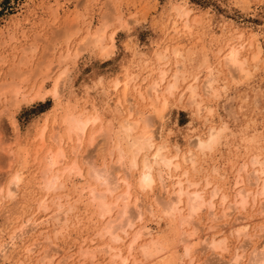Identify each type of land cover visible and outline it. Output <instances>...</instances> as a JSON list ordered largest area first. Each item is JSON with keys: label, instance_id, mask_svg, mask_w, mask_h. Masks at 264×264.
<instances>
[{"label": "rangeland", "instance_id": "obj_1", "mask_svg": "<svg viewBox=\"0 0 264 264\" xmlns=\"http://www.w3.org/2000/svg\"><path fill=\"white\" fill-rule=\"evenodd\" d=\"M28 1L29 0H13L12 2H9L8 0H2L0 2L1 29H4L6 24V28L9 29V20L12 18H18L20 19L19 22H22L21 28L18 27L16 30H14V32L11 33L12 36L9 37V35H11L10 29L9 33L7 30V33L3 34L4 36L0 38V43H3L2 45L0 44V184L2 183V185H0V187L2 188H0V191H2L0 192V194L2 195V197H0V244H2L4 240L7 239L8 233L11 232L14 228L19 226L20 224L27 223L25 222V220L27 221V219L33 218V220H38L39 223L32 231L24 235V237L18 241L19 243L17 242L18 247L16 248V250H8L11 252L7 251L8 254L5 253L6 255L3 256V258H0V264H25V262L26 264H39V262L41 261L40 258L41 256H43L42 254H44L43 249L46 250L50 248L51 250H53L54 245L55 249L53 250L52 254H54V252L57 254H55L56 257L51 262V264H56L58 261H60V259H64V256L69 257L67 260H65V262H63L64 264H81V260L82 264H92L89 263V259H84L81 256V253L84 249L86 250L87 248L91 250L89 246L91 247L93 245L91 247L93 248L94 243H101V240L97 238V236H94L96 235V229H98V226H100L98 221L99 219H97V214L95 216V214L92 212L93 207H91L87 203L88 199L85 195L86 193L82 195L84 199L81 196V203L80 201H78L77 197V194L79 193V187L82 188L84 187V185H87V183L89 184L90 182V180H88L87 178V174L81 177L82 179L80 177L77 178V176L75 175H72L73 177L70 176L72 180H75H73L75 185L72 183V180L70 178L66 183L67 189H65V192L70 194V201L73 202L72 198L77 195L74 198L76 203L73 202L75 207H77L75 208L74 212L70 214L72 216L69 224L71 225V223L73 222L72 225L70 226L68 224L69 226L63 230V233L55 237L56 239L52 237L53 225L51 226L50 223H48V225L47 223L45 224V222H48L47 220H49V215L52 213L51 210L54 209V206L44 212L36 209V206H38L36 205V202L39 204L38 200L41 199L43 195L41 187L42 184L40 185L41 188H39L38 185V183H42V175H40L42 174V167H44V164H42L44 163L42 157L44 156L47 148L55 146L52 140H50V138H48L47 136H49L48 134H50L51 131H54L56 129L63 131L64 123H62V121L60 120L61 118H64L67 112L71 111L72 113H80L81 109L83 110L85 107L86 110L83 111L89 114L93 112L92 104L95 103L97 106L100 105L99 101L101 97L103 98V96H105L106 94L101 92L100 88L95 86V84L92 82L94 76L96 75H103L105 77L103 83L105 85L104 87H106V85L107 87L109 86L108 98L106 97L108 103L106 102L105 107L104 105H102L100 109H110L111 106V109L114 110L113 113H115V115L113 114L110 117H108L110 115L109 113H105L104 118L101 121L102 126H106V123L109 120L108 118H110L111 120L115 118V121L113 120L112 122L114 123L113 131H116L117 126L115 122H118V120H121L125 118V116H127L124 112L125 108L116 104V101L122 96L121 88L122 82L123 80H125L123 76V74L125 73V78L127 75H137V77L133 76V82L131 80L128 83L126 92L127 102L129 104L132 103V105L134 104L135 106V114L133 117H135V115L137 117L136 112H140V110L143 112V114L147 115L149 113V106L147 105L148 100L145 99L141 101L140 99H138L139 97H136L137 94L136 91H134V85L135 83H137L141 86L142 90H144V87H147L148 83H150V80L158 79V69L168 68V66H163L159 62H156L157 60L153 56L155 55V53L153 52H157L158 50L162 53V50L166 45L168 46L167 53L170 54L169 56L171 59V63L169 64H172L174 62L172 52H169V50L173 48L171 46H174V48L178 46L177 48L180 49L184 54L183 59L180 57L177 59V61L178 63L180 62L179 64L180 66H182L180 67V69L190 76L189 78L187 77L186 80H184V82L180 86V91H184V86H186L193 75L197 74L200 76V79H203L207 67L215 66L219 69V71L221 70L219 74V79L221 81L219 80V83L216 84V86L218 87V97L215 96L213 98L204 96L206 101H208L209 105H211L213 108L212 115L209 116V121L204 123V120L202 118H199L195 114L194 107H190L189 105H187L188 103L186 102L185 98H183V100L181 101H177V97L171 99V103L169 104L168 108L165 109L166 112H164L163 114L164 118H162L161 120V135L159 139L164 140L169 145L170 149H174V144L180 145L181 148L187 147L188 141H190V139H193L192 134L201 132V134L203 135L206 132V127H208L209 125L219 126L221 124H226L225 127L229 128H227L226 131L223 132L220 142L215 146V150L213 149L214 151H212L211 153H207V155L198 154L196 171L199 170V172H192L191 168L190 170L189 168H187V166H184L183 169L188 170V176L190 175V179L192 181H200L199 187L201 188V186L203 185V177L205 176L204 174H206L205 177H207L213 184H216V181L220 182H217V184L223 187V191L228 193V196H232L234 192L232 183L235 180L234 176L236 174V171L238 170V166L240 167L242 163L247 162V159L255 154H259L261 158H264V0H41V2L40 0H34L35 3L39 4V6L37 4L36 6L35 4L32 6V8L35 6L34 10L32 9V13L34 12V14L31 13V15L26 19L28 21H26L22 17L26 14V7L24 6V4ZM183 2L186 3V5L191 9L188 17V23L191 25L190 30H185L184 28H182L183 21H181V19L179 20L177 16L175 17V13L173 9H171L173 8V5H178V3L180 4ZM169 8L171 10H169ZM118 14L121 15L120 20L122 19V22L127 27H124L122 25V22L120 23V21L118 20ZM107 15H111V17L109 18ZM171 18L172 22L170 21ZM195 18L197 22H194L193 19ZM80 22H82V25L80 24ZM102 22H107L106 24L107 26H109L105 29V36H109L107 35V33L115 35L113 52L109 56H103L102 58L99 56L100 54L98 55V53H100L97 51L98 49H95L93 51V54L89 52V55L87 54V50L85 49V52H80L82 54L74 63L72 61V58L68 57L71 55V50L74 49V45L76 47L77 44L80 43V41L78 40H81L83 35L85 36V34H87V30L85 29L89 28L88 32H91L93 28L95 29ZM117 22L122 25V28H120V25ZM177 25V29H179L180 31L178 30L176 32L174 29ZM172 26L174 27L173 29ZM80 28L81 30H79ZM83 29L86 31V33ZM68 30L73 34V36H71L70 38V33L68 34L65 32ZM74 32L76 34H74ZM6 34H9L8 37L10 41H5L4 43L3 38L5 40H9L7 39L8 37ZM81 34H83L82 37ZM12 37H14V40H11ZM227 40L228 42H226ZM238 43H243L240 57H246V66L249 69L251 76L241 77L239 76V73H235L236 76L234 74L233 77H230L232 79L231 80L227 75L225 66H223L222 56L227 51L228 46H231L232 44L238 46ZM65 44H67V46H65ZM258 48L259 52L257 50ZM64 49L65 51L66 49L67 51L68 49L70 50L65 54L68 55V53L70 52V55H68L67 58L64 59L65 63L63 62V56H60V54L64 55ZM218 50L219 52H217ZM254 52L259 55L257 56L258 58L255 60V62H252V54ZM250 56L252 59L251 61ZM142 60H146L145 65ZM67 63L68 65H66ZM64 66H66V68L68 67V69L72 71V76L71 80H68L65 89V94L68 97L66 96V99L64 98L62 102H59V106L58 104L56 105L57 99L51 92H49V90L52 89V81L55 79L56 75H58L57 73H59L60 70L64 68ZM46 67H48L47 75L44 74ZM170 68V70H173L172 66ZM10 73L11 75H9ZM224 73L226 74L225 76H223ZM114 77H118L120 86L118 85L117 89H114V91H112V80L115 79ZM143 77H145V79ZM115 80H117V78ZM41 81H43V87L42 89L40 88L39 91H42L43 93V91L47 89V92H44L46 93V95H42L44 98L43 100L41 99L42 97L39 94L41 92H38L40 99H36L39 98V96L37 95V97L34 96V99L30 96L26 97V99L22 98L18 94L17 103L15 104V106L12 104L10 98L11 94L10 92L8 93V90L10 89L9 91H12L14 85V88L18 86V88L21 89V95L22 92H28L27 90H30L32 88L34 92V90L41 84ZM92 84H94V86ZM90 88H92V90ZM4 89H6L7 91H5ZM48 92L51 93L52 96ZM69 94L71 96H69ZM68 100H70L69 103ZM184 102H186L187 106ZM66 108L70 109L66 110ZM60 123H62L63 125ZM54 124L58 126H53L55 129L52 127V125ZM98 125L99 124L95 125L93 129H96ZM42 130L44 131V137L42 138L43 140L40 139V135L43 132ZM102 138L103 137H101V134L99 135V137L97 136L93 146L91 148L88 147L89 149H87L86 147V150L88 151H84L85 144H81L82 146L79 145L81 148L78 147L77 151L80 150V153L86 152L87 154L85 153L83 155H90L89 157H91V159L96 158L94 161L95 165L97 164L96 168L100 167V169H103V167L106 166L108 167V171H113V169L110 168L117 169L118 166L117 163H115V153L113 152L110 154V151L107 150L110 146L111 148L115 146L117 141L112 140L110 144H108L109 147L106 146V148L103 145L107 144L102 143V141L104 142V139L102 140ZM71 145L75 146L74 141H70L69 143L64 144L67 157V160L64 159L65 162L69 161L70 158L72 159L73 157L72 148L74 147H72ZM69 147H71V150L69 149ZM37 149L39 152L36 151ZM73 152L76 153V151ZM32 157L35 159L33 160ZM36 157H38V159ZM109 159L112 161L114 159L115 160L114 162L110 161V163L108 161ZM40 168L42 169L40 170ZM213 168H216L219 172H225V178H219L220 176L218 177V175H215L212 170ZM19 169H21L20 173L22 174V176L24 173V176L18 184V188L14 193V197H3L6 196V193L4 194V187H6L5 184L8 182L7 179H9L11 174L13 175V173H15V170L19 172ZM250 169V165H247L248 173ZM82 171L85 172L86 169H83ZM115 171H113V173L111 172L112 174L110 173L109 177L113 178L116 174ZM246 173H243V175H246ZM86 178L88 181H86ZM38 179L40 182L38 181ZM131 181L134 182L135 177H132ZM22 183L24 186L20 185ZM245 183L244 186L246 187ZM166 184V186H160V184L158 183L155 184L153 190L147 194L135 188L134 193L137 197L140 196L138 197V199L139 201H141L139 202L137 200L136 207H138V209H141L144 204L146 205L152 202L151 199L154 198L156 194V200L157 196H161L160 198L164 200L167 199L170 196V194H168L170 193L168 191L170 189V184L169 182H167ZM75 186L78 191L74 188ZM247 188L253 187L248 186ZM73 190L74 192H72ZM31 191L33 193H31ZM53 193H57V196L61 194V190H55ZM162 199L159 200L158 197L159 201H161ZM84 202L87 204V206ZM263 203L259 206L257 204V207L254 206L253 208L249 203L246 209H237L232 212L229 218L218 219L213 223L215 225H220L223 222L225 224V221H227L231 224L236 216H249L252 217L250 218L251 228L249 234H252V232L258 233L262 229L261 226H263L264 229V225H261L264 223V217L262 214L261 216H259L260 214H258L259 212L257 211L259 207L264 211ZM222 209L223 208L220 206L216 207L218 215L221 214L220 211L222 212ZM255 211H257L258 213H254ZM207 212L208 210L203 209L202 213H200L204 220L211 219L207 215ZM74 213L79 217H75V219H73ZM88 213H91V215L89 214L90 217L88 216ZM149 215L148 212H146L143 217L146 220H143L147 225L149 224L148 227L150 230H152L153 235L155 237L164 236L169 225L168 222L165 219H157V215L155 217L150 213ZM92 216L95 217L93 218ZM233 216L235 217L233 218ZM88 217L91 219L89 220ZM80 219L81 221H83L84 219L86 220L80 223ZM91 220H94L93 222H95L96 224H94ZM84 222L87 225H85ZM138 223L136 225H139ZM219 225L217 226V228H215V232H218L220 230L221 227L219 228ZM255 225H257V227ZM91 226L94 227L92 228V230H90ZM191 226L198 227L195 237L196 239H193L192 245V251L196 252H194V255H201L200 257L198 256L196 263L205 264V260L207 257V259H209V261H206L207 264H212L213 262L214 264L218 263L216 262L218 260H221L219 261V264H226V261L228 262L227 264H229V261L231 264L233 260H230L229 258L234 252V249L236 248L235 246L239 245V248L242 249L241 251H243L244 248L245 250L241 254V251H239L240 249H238V253L240 252L239 255H241V257H239L238 259L242 260H238L239 262L237 263H248L247 260H249L250 258V252L254 248L253 246H255L256 244L247 246L246 244L249 242L245 241L246 238L239 239V241H235V239H232L230 241V246L228 249L229 251L221 254L222 256H213V252L214 255L217 254L215 253L216 251L213 250H208L202 254L201 247L204 246V242H202L201 237L198 236L202 234L204 230L203 228H201V226L199 227V225H195V223L193 225L191 224ZM254 226L256 228L252 230ZM92 231L95 232L92 233ZM227 231L228 230L225 229L222 235H227ZM178 232L179 231L176 230V233ZM91 234L93 235V237L91 236ZM46 236L48 239L46 238L45 240L44 237ZM90 236L92 237V239ZM89 238L91 239L90 242H88ZM47 240L50 241V243L47 242ZM53 240L55 241L53 242ZM51 242H53L52 244H55L52 245ZM254 242H258V248L262 247L263 242H261L258 237H256ZM33 243H40L39 245H37L33 252L28 253V251L25 252L24 250H22L31 246ZM241 243L246 245L247 248L242 247L243 244ZM49 245L53 248H51ZM86 245L88 246L86 247ZM37 258L40 261H38ZM210 258L212 259L210 260ZM213 258L216 260L214 261ZM95 260L94 263H106L107 257L97 255ZM40 263L42 264V262ZM161 264L177 263L171 258L166 259Z\"/></svg>", "mask_w": 264, "mask_h": 264}, {"label": "bare ground", "instance_id": "obj_2", "mask_svg": "<svg viewBox=\"0 0 264 264\" xmlns=\"http://www.w3.org/2000/svg\"><path fill=\"white\" fill-rule=\"evenodd\" d=\"M40 2H41V0H40ZM34 4H35V6H36V4L39 6V4L35 3L34 0H29L28 2H26L24 4V6L26 7V14H25V16L22 17L23 19L26 20L31 15V13L35 7L34 6L32 8V6ZM171 9H173V11L175 13V17L177 16V18H179V20L181 19V21H183L182 28H184L185 30H187V29L190 30L191 25L188 23V17H189V13L191 11L190 7H188L186 5V3L183 2L180 4L178 3V5H173V8H171ZM171 9L169 8V10H171ZM106 11H107V9H106ZM113 12H112V14H113ZM32 14H34V12ZM119 15L120 14H118V20L121 23L122 22V19L120 20L121 15L120 16ZM105 16H106V14H105ZM108 17L110 18L111 15ZM116 18H117V16H116ZM196 18L193 19L194 22H197ZM103 19H104V16H103ZM19 20L20 19H18V18L10 19L9 20V24H10L9 29L6 28L7 24L5 25L6 29L5 28L1 29L2 27H0V38L4 36L3 34L7 33V30L9 33V31L11 29V32H10V34H11L18 27L21 28L22 22H19ZM26 21H28V20H26ZM170 21L172 22V18ZM106 23L102 22L95 29L93 28V30L91 32H88L89 28L85 29V27H84V29L87 30V34H85V36L83 34H81V37H82V35H83V37H82V39L80 37L81 40H78V41H80V43L77 44L76 47L74 45V49H72L74 51L71 50V55L69 54L70 52L68 53V55H70V56L65 55L66 52L70 51L69 49H68V51H67V49H66V51L64 49V51H65L63 53L64 55L60 54L61 57L63 56V62L65 61L64 59H66L68 56V57H71L72 61L75 63L79 59V56L82 54L80 52L81 51L85 52V49L87 50L88 55H89V52L93 54V51L95 49L96 50L98 49L97 51L100 53H98V52L97 53H98V55L100 54L99 55L100 57L103 58V56H105V57L109 56L113 52L114 39H115L114 36L115 35L107 33V35H109V36H105V29L107 27H109V26H107ZM120 23H118L120 25V28H122L121 27L122 25L124 27H127V26H125V24L123 22H122V25ZM174 23H175V21H174ZM80 24L82 25V22H80ZM108 25H109V23H108ZM177 27H178V25L174 29L176 32L179 30V29H177ZM173 28L174 27L172 26V29ZM79 30H81V28ZM65 32L68 34L70 33L69 34L70 36L68 35L69 38L71 36H73L72 32H70L69 30L65 31ZM109 32H112V31H109ZM85 33H86V31H85ZM74 34H76V33L74 32ZM6 35L8 37L9 34H6ZM64 35H66V34H64ZM10 36H12V34L9 35V37ZM9 37L7 39H9ZM238 37H239V35H238ZM13 38L14 37H12L11 40H14ZM3 40H4V43H5V41H7V42L10 41V39L5 40L4 38H3ZM226 42H228V40ZM226 42H225V44H226ZM243 43H240V44L238 43L237 44L238 46L230 44L231 46H228L227 51L222 56L223 57L222 58L223 66H225V68L227 70V75H228L229 79H231L230 77H233V75L235 73H239V76H241V77L251 76L250 71L246 66L247 65L246 57H240V52H241V49L243 48ZM0 44L2 45L3 43H0ZM70 44H72V43H70ZM65 46H67V44H65ZM165 47H166V49H165ZM165 47L163 49L164 51L162 50V53L159 50L157 51L158 53L153 52V53H155V55H153V56L156 58V60H157V61L155 60L156 62H159L163 66H168V68L158 69V74H157L158 79L150 80V83H148V85L146 84L147 87H144V90H142V88L139 84L135 83V85H134L132 83L135 86L134 91H136V94H137L136 97H139L138 99H140L141 101H143L145 99L148 100L147 105L149 106L148 107L149 113L147 115L143 114V112L140 110V112H136L137 117H136V115H135V117H133L135 114V111H134L135 106H134V104L132 105V103L129 104L127 102L126 92H127V88H128V83L131 80L133 82V76L137 77V75H133V76L127 75L125 78L126 73L124 72L125 74H123V76H124L125 80H123V82L121 81L122 82V88L120 87L122 96L116 101V104L125 108L124 112L126 113L127 116H125V118H123L121 120H118V122H115V124L117 126L116 131H113L114 123L112 122L115 118L113 120L108 118V117L112 116L113 114L115 115V113H113L114 110L111 109V106H110V109L109 108H105V110H104V108L100 109L102 107V105H104V107H105V103L108 101L106 99V97L108 98V93H109V88H108L109 86L107 87V85H106V87H104L105 85L103 83H104L105 77L103 75H96V76H94L93 81L91 80L95 84V86L100 88L101 92L106 94L105 96H103V98L101 97V99L99 101L100 105L97 106L95 103L92 104L93 112H91L89 114L84 112L83 110H86L84 107L83 110L81 109L80 113H72L71 111H69L66 113V115L64 116L63 119L60 117L61 118L60 121H62V123H64V129H63V131L56 129L54 131H51L50 134H48L49 136H47V137L50 138V140H52V142L54 143L55 146L47 148L44 156L42 157L43 159L41 158L44 161V163H42V164H44L43 165L44 167H42L43 169L40 168V170L42 169V174H40V175H42V178H41L42 183H40V184L38 183V185H39V188L42 187L43 195H42L41 199H39L40 201L38 200L39 204L36 202V205H38V206H36L37 207L36 209L40 210L41 212H44V211L50 209L52 206H54V209L51 210L52 215L49 213L50 215L48 218L49 220H47L48 222H45L46 220L44 222H45V224L47 223V225H48V223H50L51 226L53 225L52 226V233H53L52 237L55 238L59 234H62L63 230L66 229L70 225L69 223H70L71 216H72L70 214L72 212H74L75 208L77 207V206L75 207V205L73 203V202H75L74 198L78 195L77 196L78 201H80V199H82L81 196L86 193L85 195L87 196V199H88L87 203L91 207H93L92 212L95 214V216L97 214V219H99L98 221L100 224V226H98L99 228L96 229V235H94V236H97V238H99L101 240V243L100 244L94 243V247H93L94 249L91 248L93 246L92 245L91 247L89 246V248L91 250H89L88 248L86 250L82 249L83 251L81 253V256L84 259H89L88 260L89 263H92V264H161L166 259H171V258H172V260H175V262L177 264H199V263H196L197 262L196 260L198 259L199 255H197V256L194 255L195 251L194 252L192 251L193 239H196L195 238L196 232L198 230L197 226L196 227L191 226V224L193 225L194 223H195V225H199V227L201 226V228H203V230H204L202 232V234H200L198 236V237H201L202 242H204V246L201 247V253L202 254L208 250L209 251L213 250V251H216L215 253H217V254L214 255L213 254L214 252L212 251L213 252L212 255L215 257H216V255L220 257L221 254H224L227 251H229L228 249L230 246V241L232 239H235V241L236 240L239 241V239L246 238L245 241L249 242L247 244L245 243L247 246L256 244L255 246H253L254 248L250 252L251 255H249L250 258H249V260H247L248 261L247 264H264V236H263L264 229H263V226H261L262 227L261 231H259L258 233L252 232V234H249V231L251 228L250 218H252V217H249V216H245V217H237L236 216L235 217V216H233V218L234 217L235 218L231 224L228 223L227 221H225V224H224V222L221 223L220 224L221 226L218 224L219 228L221 227L218 232L214 231L218 225L217 224L215 225L213 223L215 220H218V219L229 218L231 216L232 212L237 210V209H240V210L246 209V207L249 205V203L251 204V206L253 208L257 204L259 206L260 204H262L264 202V158H261L259 154L254 153L255 155H253L252 157L247 159L248 163L244 162V163H242V165H240V167L238 166V170L236 171V174L234 176L235 180L232 183V186L234 189L232 196H228V193L223 191V187L221 185L217 184L218 181H216V184L215 183L213 184L207 177H205L206 174H204L205 175L203 177L204 179L201 178V179H203V185L201 186V188L199 187L200 181H192L190 179V177H189L190 175L188 176V174H189L188 170L183 169L184 166H187V168H189V169L191 168L192 170L191 169L190 170L192 172H196V173L199 172V170L196 171L198 154L207 155V153H211L212 151H214L215 146L221 140L223 132H225L228 127L227 128L225 127V125H226L225 123H224L225 125L221 124L219 126L209 125L208 127H206V132L203 135L201 134V132L192 134L193 139L192 140L190 139V141H188L187 147L181 148L180 145L174 144V149L173 148L170 149L169 145L164 140L159 139L160 135H161V133H160L161 132V123H162L161 120H162V118H164L163 114H164V112H166L165 109H167L169 104L171 103V101H172L171 99L174 97L175 98L177 97V101H181V100H183V98H185L186 102L188 103L187 105H189L190 107L191 106L194 107L195 114L199 118H202L204 120L203 121L204 123L209 121V116L212 115L213 108L211 105H209L208 101H206L204 96L205 97H213V98L215 96H217L218 87L216 86V84L219 83V80H220L219 74H220L221 70L219 71V69L215 66L207 67L206 71H205V75L203 76V79H200V76L197 74L193 75L190 78L189 82L186 84V86H184L185 87V88H183L184 91H180L181 90L180 86L182 85L184 80H186V78L187 77L189 78V76H190L180 69V67H182V66H180V64H179L180 62L178 63V61H177V59L180 57L183 59L184 54L180 49L177 48L178 46L176 47V45H175L176 48H174V46H171L174 49L173 48L170 49L169 52H172V55L174 57V58L173 57L172 58L174 59L173 60L174 62L172 64H169V63H171V59L169 56L170 54L167 53V47L168 46L166 45ZM50 48H52V47H50ZM257 50L259 52V48ZM217 52H219V50ZM254 53L252 54L253 56L251 55L253 60L251 59V56H250V61L252 60V62L253 61L255 62V60L258 58L257 56L259 55L256 52H254ZM57 55H58V52H57ZM66 61H68V60H66ZM138 61H139V59H138ZM63 62H60V63H63ZM142 62L145 65L146 60H142ZM66 65H68V63ZM169 66L170 67L172 66L173 70H170L171 68ZM48 67H46V70L44 71V74H46V75H47ZM156 70H157V66H156ZM57 74L58 75H56L55 79L52 81L53 82V85L51 86L52 89L49 90V92H51L53 94V96L57 99L56 105L59 102H62L64 98L66 99L67 95L65 94V92H66L65 89H66L68 80H71L72 71H70L68 69V67L66 68V66H64V68H62V70H60V72ZM9 75H11V73ZM225 75L226 74L224 73L223 76H225ZM235 76H236V74H235ZM116 78H117V80H115ZM116 78L114 80H112L110 78L112 80V84H113V86L111 85L113 87V90L111 87L112 91H114V89H117V87L120 83V81L118 80V77H116ZM135 78H134V80H135ZM143 78L145 79V77H143ZM231 80H229V81H231ZM43 81H41V84L38 87L36 86L37 88L34 90V92H33V88H32L30 90H27L28 92H22L21 95H20L21 89L18 88V86H16V88H14L15 87V85H14V87L12 88L13 89L12 91H9L10 89L8 90V93L10 92V94H11L10 98H11L12 104L15 106V104L17 103L18 94L22 98H26V97L30 96V97H33V99H34V96H36V95L39 96V94H40L42 97L41 99L43 100L44 99L43 96L46 95V93H44V92H47L46 91L47 89L45 91H43V93H42V91H39L40 88L42 89V87H43ZM223 81H224V79H223ZM94 84H92V85L94 86ZM90 89L92 90V88H90ZM93 89H94V87H93ZM4 90L7 91L6 89H4ZM129 90H130V88H129ZM221 91H222V89H221ZM30 92H33V93H30ZM38 92H41V93L38 94ZM69 92H71V91H69ZM51 93H49V94H51ZM52 94H51V96H52ZM69 96H71V95L69 94ZM36 99H40V96H39V98H36ZM21 100H23V99H21ZM24 101H26V100H24ZM69 101L70 100H68V103H69ZM186 102H184L185 105H186ZM83 105H85V104H83ZM64 106H65V102H64ZM66 107H69V106H66ZM138 108H140V107H138ZM143 108H144V106H143ZM68 109H70V108H66V110H68ZM138 111H139V109H138ZM105 113L110 114V115L108 114L109 116L107 117L109 120L107 121L106 126H102L101 121L104 118ZM54 118H55V116H54ZM53 121H55V120H53ZM58 122H59V119H58ZM62 123H60V124H62ZM97 124H99L98 127L96 129H93V127ZM55 125L56 124L52 125V127L53 126L55 127ZM52 127H50V128H52ZM51 130H53V129H51ZM98 133H99V135L101 134V137H103L102 140L104 139V142L102 141V143L107 144V145H103L105 147L108 146V144H110V142L112 140L117 141L115 146L112 145L113 146L112 148H111V146L110 147L108 146L109 149L107 150V151H110V154L113 152L115 153V157H114V158H116L115 163H117V165H118L117 166L118 170L115 168H110V169H113V171L117 170V171H115L116 174L114 175L113 178L109 177L110 173L111 172L113 173V171H110V170L108 171V169H107L108 167L104 166L105 168L103 167V169H100V167L97 166L98 168H96L97 164L95 165V163H94L96 158L91 159V157H89L90 155L89 156L83 155L86 152L80 153V150L77 151V148L80 147L79 145H81V144H85L84 151H88V150H86V147H87V149H89L88 147L91 148L93 146L94 141L96 140L97 136L99 137ZM43 137H44V131L41 133L40 139H42ZM70 141H74L76 147L71 145L72 147H74V148H72L73 149L72 150L73 157H72V159L70 157H68V158H70V160L65 162L64 159H66L67 157H66V153H65L64 144L69 143ZM43 145H41V146H43ZM99 146H101V145H99ZM70 148L71 147H69V149ZM38 149L36 150L37 152H39ZM261 149H263V148H261ZM255 150H257V149H255ZM73 151H76V153ZM33 152H35V151H33ZM37 152H36V154H37ZM104 154H102V155H104ZM110 154H108V155H110ZM9 155H10V153H9ZM95 157H96V155H95ZM36 158L38 159V157H36ZM34 159L35 158H33V160ZM110 159H111V156H110ZM110 159L108 160L109 162L112 161ZM114 160L112 162H114ZM102 161H103V159H102ZM102 164H104V163H102ZM247 165L248 166L250 165V167H251V169L249 170V173L247 172ZM83 169H86L87 172L86 171L83 172L82 171ZM198 169H200V168H198ZM20 170L21 169H19V172H17L15 170V173H13V175L11 174L9 179H7L8 182L5 184L6 187H4L5 188L4 194L6 193V196H3V197H7V198H13L14 197V193L17 191L18 184L20 183L21 179L24 176V173L22 176V174L20 173ZM212 170H213V173L215 175H218V177L220 176L219 178H225V175H226L225 172H219L216 168H213ZM206 172H208V171H206ZM243 173L244 174L246 173V175H243ZM86 174H87L88 180H90L89 184L87 183V185H84V187H82V188L79 187V193L74 198H72L73 202L70 201V199H69L70 194L65 192V189H67L66 188L67 181L69 180L70 176L73 177L75 175V176H77V178L78 177L81 178V177L85 176ZM192 176H193V173H192ZM3 177H2V179H3ZM132 177H135L134 182L131 181ZM87 178H86V181H88ZM73 180H72V183L74 184ZM38 181H39V179H38ZM167 182H169V184H170V189L168 190L170 192V193H168V194H170V196L168 195L169 197L167 196L168 197L167 199L164 200V199L160 198L161 196H157V200H156V195H157L156 194L154 196V198L151 197L152 202H150L146 205L144 204V206H142L141 209H138V207H136L137 206L136 205L137 200L139 201L138 197H140V196L137 197L136 194L134 193L135 188H137V189H139V190H141L147 194L153 190L155 184L158 183V184H160V186H162V185L166 186ZM218 183H220V182H218ZM244 183L246 184V187L244 186ZM41 184H42V186L40 187ZM0 185H2V183ZM20 185H23V183ZM248 186L253 187V188H247ZM74 188L76 189V186ZM58 189L61 190V194L56 196V194L58 192L56 194H54L53 192L55 190H58ZM62 190H63V192H62ZM0 192H2V191H0ZM72 192H74V190ZM31 193H33V192L31 191ZM51 193H52V195H51ZM29 195H31V194H29ZM71 195H72V193H71ZM0 197H2V195ZM158 197H159V200L160 199H162V200L159 201ZM162 197H163V195H162ZM83 199H84V197H83ZM35 201H36V199H35ZM139 202H141V201H139ZM80 203H81V201H80ZM85 205L87 206L86 203H85ZM217 206H220L223 208L222 212L220 211L221 214H219V215L217 214V211H216ZM203 209L208 210L207 215L211 219H207V218H206L207 220L203 219V217L200 215V213H202ZM257 211H255L254 213L257 212L258 214H260L259 216H261V214H262L264 217V211L260 207L258 208ZM83 212H85V211H83ZM88 212H91V211H88ZM146 212H148V215H149V213L154 217L157 215L158 216V218L156 217L157 219H159V218L165 219L168 222L169 225H168V228H167L164 236L155 237L153 235L152 230H150L148 227L149 224L147 225L144 222V220H146V219H144L143 217H144ZM89 214L91 215V213H88V216L90 217ZM75 217H79V216H76L74 213V218L73 217L72 218L75 219ZM29 218H30V215H29ZM258 218H260V217H258ZM31 219H27V221L25 220V222H27V223L20 224L19 226L14 228L12 231L10 230L11 232L8 233L7 239L4 240V242L2 244H0V258L1 257L3 258V256L8 254V252H11L8 250H16V248L18 247V243H19L18 241L20 239H22L24 237V235H26L28 232L32 231L37 226L39 221L35 220V219L33 220V218H31ZM86 219H84V220H86ZM90 219L91 218H89V220ZM83 221H81V219H80V223ZM138 222H141V223H138ZM72 223H71V225H72ZM89 223H90V221H89ZM93 223L96 224L95 222H93ZM93 223H92V225H93ZM137 223L139 225H136ZM85 225H87V224L85 223ZM261 225H264V223ZM80 226H82V225H80ZM255 226L257 227V225H255ZM255 226H254V228H252V230H254L256 228ZM90 228H91L90 230H92V228H94V227L91 226ZM225 229L228 230L227 231L228 234L223 236L222 233L225 231ZM176 230H178L179 232L176 233ZM93 232H95V231H92V233ZM161 235H162V233H161ZM218 235H221V236H218ZM91 236L93 237L92 234H91ZM92 237H91V239H92ZM256 237H258L260 239V241L263 242L261 248L257 247L258 242L257 243L254 242ZM44 238L46 240L47 236ZM91 239L89 238L88 242H90ZM49 240H51V239H49ZM54 241L55 240H53V242ZM245 241H241V242H245ZM47 242L50 243V241H48V240H47ZM53 242H51V244ZM95 242H97V241H95ZM202 242H201V244H202ZM39 244L40 243H33L31 246L27 247L26 249H22V250H24L25 252L28 251V253L33 252L34 249ZM54 244H52V245H54ZM241 244H243V243H241ZM95 245H96V247H95ZM246 245L243 244L242 247L247 248ZM87 246L88 245H86V247ZM239 246H235L236 248L234 249V252L232 253L231 257L229 258L230 260H233V262H234V263L231 262V264H235V263L238 264L237 262H239L238 260H240L238 258L241 257V255H239L240 252L238 253V249H240L239 251H241L242 249L239 248ZM51 248H53V247H51ZM54 249H55V245H54ZM43 250H44V254H42L43 256H41V258H40L41 261L38 260V258L40 256L37 258V260L42 262V264H46V263L51 264V262L56 257L55 254H57V253L54 252V254H52L53 250H51L50 248H48L46 250L43 249ZM244 250H245V248H244ZM244 250L241 251V254H242V252H244ZM247 251H250V250H247ZM50 252H51V254H50ZM97 255H102V257L106 256L107 262L106 263H104V262L103 263H100V262L94 263V260L97 257ZM68 258H69L68 256H66V257L64 256V259H60V261H58V262L56 261L57 262L56 264H62ZM211 259L212 258H210V260ZM207 260L209 261V259H207V257H206L205 264H207L206 263ZM213 260L215 261L216 259L213 258ZM222 260H224V259H222ZM219 261H221V260L216 261L218 263H215V264H219ZM40 262H39V264H41ZM80 263L82 264V260ZM210 263H211V261H210ZM225 263L227 264L228 262L226 261ZM25 264H26V262H25ZM212 264H214V262ZM229 264H230V261H229Z\"/></svg>", "mask_w": 264, "mask_h": 264}, {"label": "built area", "instance_id": "obj_3", "mask_svg": "<svg viewBox=\"0 0 264 264\" xmlns=\"http://www.w3.org/2000/svg\"><path fill=\"white\" fill-rule=\"evenodd\" d=\"M2 0H0V2H1ZM9 2H12L13 0H8ZM16 4H17V1H16Z\"/></svg>", "mask_w": 264, "mask_h": 264}]
</instances>
